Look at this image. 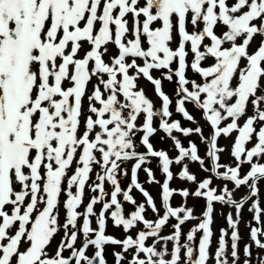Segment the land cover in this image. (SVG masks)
Wrapping results in <instances>:
<instances>
[{
  "label": "snow or ice",
  "instance_id": "snow-or-ice-1",
  "mask_svg": "<svg viewBox=\"0 0 264 264\" xmlns=\"http://www.w3.org/2000/svg\"><path fill=\"white\" fill-rule=\"evenodd\" d=\"M256 36L261 42L250 52ZM109 45L117 53L106 62ZM141 78L154 86L159 107L139 87ZM165 80L176 85L175 99L163 90ZM176 114L196 127L183 126ZM160 132L172 141L174 158L154 147ZM233 133L235 166L221 163L226 149L218 145ZM194 135L206 145L207 164ZM153 159L163 183L149 167ZM190 163L210 175L198 181ZM128 165L130 182L122 188ZM173 166L195 191L170 187ZM141 171L148 184L160 185L159 206L139 181ZM214 180L223 182L219 194ZM262 182L264 0H0V264H109V246L114 264H240L241 212ZM242 186L248 195L237 200ZM86 189L92 195L85 204ZM174 194L184 198L181 206L172 205ZM190 196L206 200L202 218L187 207ZM214 203L235 209L236 219L227 215L230 256L224 228L210 254ZM125 204L134 210L126 214ZM248 210L264 223L259 199ZM109 220L123 239L107 233ZM170 220L173 231L164 235ZM190 220L199 223L184 234ZM249 227L243 264H253V245L264 250V226Z\"/></svg>",
  "mask_w": 264,
  "mask_h": 264
},
{
  "label": "flooded vegetation",
  "instance_id": "flooded-vegetation-1",
  "mask_svg": "<svg viewBox=\"0 0 264 264\" xmlns=\"http://www.w3.org/2000/svg\"><path fill=\"white\" fill-rule=\"evenodd\" d=\"M113 28H114V26H113ZM189 29L191 30V26H189ZM220 31L221 30L218 29V34H219ZM260 42H261V40L258 42L257 47L255 48L254 51L257 50ZM109 48H110L109 54L104 57L106 62H109L110 57L116 55V53H117V50H116V48L114 46L109 45ZM211 62H212L211 60L208 61V64H211ZM153 75L156 78L160 77V73L159 72H154ZM187 75L190 78L196 79L199 82V80H198L199 77L193 75V73L190 70L187 73ZM141 80H142L143 84L145 85V88H146L150 98H152L154 104L157 107H159L161 102H160V100L158 99V97L155 94L154 86L150 82H148L146 79L141 78ZM166 83H167L166 80L163 81V90L166 92V94H168L170 97L175 99L174 93L171 92L170 90H168ZM174 90H175V86H174ZM89 91H91V86L90 85H89ZM188 108H189V110L192 112V114L195 116V118L197 120H198L199 117H201V113L199 111L195 110L191 105H188ZM86 109H87V101L85 100V112H86ZM248 111H249V115H251L252 114V108L249 107ZM173 118L182 120V118H181V116L179 114L174 115ZM157 123H158V121H157ZM242 123L243 122L241 121V124ZM182 124L185 127H193V128L196 127V125L190 124L189 122H186V121H183V120H182ZM203 129H204V135L206 137L211 135V128L206 123H205V127H203ZM81 131H83V129H81ZM161 136H164V133L160 132L157 136H155L152 139V143L154 144V147L157 150L163 149V150L167 151L169 153L170 157L174 158L177 155V152L172 147V141L170 139L161 140ZM231 136H233L232 137V144L229 147L228 146H223L226 149V151L221 156V163L222 164H226V165L235 166V162H234L233 158L230 156V151H231V147L233 145L236 133L231 134ZM180 138L182 139V142L185 144V146H187L188 145V139H185L182 136ZM224 138L225 137L219 138V140H218V145L219 146H222V145L219 144V142H221L222 139H223V141H225ZM190 139L192 141H194L198 145L199 154L202 157L205 158L206 164H207L208 160H207V157H206V145L201 142L199 136H195L194 135V136L190 137ZM143 150H144L143 148L140 149V151H143ZM157 165H158V160L153 159V161L149 165V167L152 168V170H153V172H154V174L156 176V179L159 180L161 183H163L164 176L160 173V170H159ZM189 167H190V172L192 174L196 175L198 181H201V180H203L204 178H206V177H208L210 175V173L202 171L201 168H200V165L198 163H190ZM130 168H131V165H128L129 180H128V177L127 178H123L121 180L122 188H126L128 183L130 182ZM172 170L174 172V179L170 183V187H172L174 189H178V190L179 189H187L188 188V189H191L190 192L195 191V189L197 187V185L195 183L182 181V180H180L178 178V173L181 170L180 167L173 166ZM247 171H248V166H244L243 169H242V175L246 174ZM139 181L150 192V194L154 197L157 205L159 206L160 203H161V188H160V185L153 184L154 186H156L155 188L149 187L148 185H150V184L147 183V175L143 171H141L139 173ZM216 184H220L219 188H221L223 186V182L219 181V180H214L213 187H215ZM263 184H264V182H262V183H260L258 185V187L260 189L258 197H252L250 200H248V202L245 204V207L242 209V212H241V218H242L241 221L242 222L244 221L243 220L244 218H248L249 214H250V218L253 219V216L251 215L250 211L248 210L251 207L253 201L259 199L260 206H261L262 209H264V207H263L264 204H263V201H262L264 199L261 196V193H264L263 192L264 191ZM192 185H195V186L192 187ZM189 186H191V188H189ZM228 187H229V189H232V188H234V185L229 183ZM106 188H107V190L110 191V188L107 185H106ZM248 192H249V190L247 189V187L242 186L239 190H236L234 192V198L239 200L242 197L247 196ZM218 194H219V191H218ZM91 195H92V193L88 192L87 189H86L85 204L88 202V198ZM132 195L137 200V203H141V202L145 201V198L135 189L133 190ZM64 199H65V197H63L61 199V208L60 209L63 212V218H62L61 222H63L64 217H65V210L63 208V200ZM171 203H172V205L174 207L181 206L184 203V198H182L178 194H174ZM206 203L207 202H206V200L204 198H194V197H191V196L187 198V207L193 208L194 209V213L193 214H194V216H197V217H201V218L203 217V212L206 210ZM124 207H125L126 214L131 212L132 210H134L133 207L131 205H128V204H125ZM99 208H100V206L97 205L96 206L97 212L99 211ZM216 209H218L219 212H216L217 214L215 213V211L213 212V224H212L213 237H212V242H211V247H210V254H213V255L215 253V246H216L217 239H219V237H220V233L217 232V227L219 226V223L222 221V219H227L226 215H228V213H230V212L232 213L233 217L236 218V213H235V209L234 208H231V207L226 206V205H221L220 203H214V210H216ZM81 211H83V209H81ZM221 213H223V215H221ZM162 214H163V211H161V215ZM147 218L153 219V220L156 219V217L151 213L150 210L147 213ZM252 222H254L253 225L256 226V227L264 226V223H262L261 225H257L254 220H252ZM262 222H264V215H262ZM173 223H175V221L174 220H170L169 224L166 226V228H165V230L163 232L164 235H168V234H170L173 231V228L171 226ZM198 223H199V220H190V221L186 222L184 225L181 226L182 232L184 234H186L191 228L195 227ZM243 226H247V223L245 225H243ZM218 230H219V228H218ZM229 231H231V229H229ZM107 233L110 234V235H114L118 239H123L124 235H125L124 232H123V229L122 228L113 227L112 226V222L110 220H109L108 226H107ZM133 235H135V233H133ZM201 236H202V232H198L196 234V240L193 242L194 245H198L199 238ZM230 237H231V234H229V233H228V236L225 237V239L227 241V244L231 241ZM58 242H59V240L57 239L53 243V245H52V247L50 249V252H52V253L55 252V249H56V246H57ZM182 242H185V238L184 237H182ZM148 243H151V241H149ZM239 243H240V241H239ZM244 244H245V242H244ZM171 246L172 245L169 244V248H171ZM112 251H113V248L111 246L107 247L106 258H107L109 264H114V257L112 255ZM115 251H120V249L117 247V248H115ZM89 254H91V251L89 252ZM65 255H68V253L66 252ZM130 255L131 254L129 253V256Z\"/></svg>",
  "mask_w": 264,
  "mask_h": 264
},
{
  "label": "rangeland",
  "instance_id": "rangeland-1",
  "mask_svg": "<svg viewBox=\"0 0 264 264\" xmlns=\"http://www.w3.org/2000/svg\"><path fill=\"white\" fill-rule=\"evenodd\" d=\"M261 40V37L260 36H256L255 38H254V41H253V43L251 44V46H250V52H253L254 50H255V48L257 47V44H258V42ZM84 47H85V49H87L89 46L87 45V44H85L84 45ZM83 55V53H81V56ZM189 59H191V57H189ZM213 62V61H212ZM211 62V63H212ZM200 78H198V80H199ZM96 81L95 80H93V83H95ZM166 85H167V88H168V90H170L171 92H173L174 93V86L176 87V85L174 84V83H169L168 81H167V83H166ZM174 85V86H173ZM91 86V85H90ZM139 87L140 88H142V89H144L145 90V92H146V94H147V96L150 98V96H149V94H148V92H147V90H146V88H145V85L143 84V82H142V80L140 79L139 80ZM151 100H152V98H150ZM153 101V100H152ZM198 121L200 122V125L202 126V127H205V121L201 118V117H199L198 118ZM232 137L233 136H231L230 138H224L225 139V141H223V139H222V141L221 142H219V144L220 145H222V146H230L231 144H232ZM95 171H99V168H96L95 169ZM93 179H95V174L93 173ZM128 180H129V176H128ZM149 187H151V188H155L156 186H154L153 184H150V185H148ZM195 185H192V187H194ZM215 187H217L218 188V191H219V187H220V184H216V186ZM263 187H264V184H263ZM189 188H191V186H189ZM188 189V188H187ZM106 190H107V188H106ZM189 191H191V189H188ZM264 192V191H263ZM261 196H262V198L264 199V193H261ZM63 198V196L61 197V199ZM263 201V204H264V200H262ZM263 207H264V205H263ZM215 211V213L216 212H219L218 211V209H216V210H214ZM217 214V213H216ZM227 216V215H226ZM62 218H63V212H62V210L60 209V220H62ZM233 219H236L235 217H233ZM241 219L242 218H240V223H239V225H238V229H239V234H240V236H241V240H240V243H239V250H240V264H243V261H244V259H245V257H244V255H243V249H244V246L246 245V244H251L252 243V241H251V239H250V227H249V222H251V225L252 226H254L253 225V223L254 222H252V220L253 219H251L250 218V214H249V216H248V218H244L243 220V222L241 221ZM242 222V223H241ZM247 223V226H243V225H245ZM218 228H219V230H218ZM221 228H224V229H227L228 230V233L229 234H231V231H229V229L230 228H228V225H227V219H222V221L219 223V226L217 227V232L218 233H220V229ZM61 235H62V233H61ZM59 236L56 238V240L58 239L59 240ZM262 239H264V238H262ZM218 242H219V239H217V242H216V246H215V251H216V249L218 248ZM244 242H245V244H244ZM230 251H231V241L228 243V252H229V256H230ZM252 252H253V264H256V257L257 256H264V250H259V249H257L256 247H255V245H253L252 246ZM214 262V263H213ZM209 264H215V261L213 260L212 261V259H210V261H209Z\"/></svg>",
  "mask_w": 264,
  "mask_h": 264
},
{
  "label": "water",
  "instance_id": "water-1",
  "mask_svg": "<svg viewBox=\"0 0 264 264\" xmlns=\"http://www.w3.org/2000/svg\"><path fill=\"white\" fill-rule=\"evenodd\" d=\"M251 214L253 215V212H251Z\"/></svg>",
  "mask_w": 264,
  "mask_h": 264
}]
</instances>
